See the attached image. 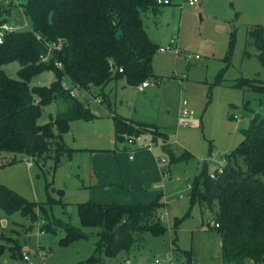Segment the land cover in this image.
I'll return each mask as SVG.
<instances>
[{"label":"rangeland","instance_id":"rangeland-1","mask_svg":"<svg viewBox=\"0 0 264 264\" xmlns=\"http://www.w3.org/2000/svg\"><path fill=\"white\" fill-rule=\"evenodd\" d=\"M8 1L0 0V6ZM17 2L19 5L11 8V17H5L6 23L17 31H28V21L18 7L26 0ZM141 18L153 44L171 47L170 52L154 55L151 76L145 81L149 87L143 93L135 86L126 85L123 78L109 82L101 94L93 89L91 96L82 93L77 96L95 117L91 121L70 122L61 138L73 152L70 156L62 155L54 171L51 159L36 163L24 155L0 154V185L37 204H44L49 195L55 201L45 208L49 222L56 219L67 223L82 230L87 238L60 245L65 236L62 227H56L53 222L54 234L40 233L45 219L39 212H36L39 221L35 223L18 213L3 214L0 223L7 241L18 242L21 255H28L30 262L13 258L7 249L0 256V264H79L91 258L98 241L96 230L81 226L76 204L90 200L88 192L81 187L94 184V175L98 176L101 186V190L92 192L94 202L149 204L160 195L164 204L160 210L162 235L134 234L135 243L128 252L104 263L155 264L158 260V264H168V256L173 255V264H187L186 255L174 251L177 247L182 252H190L192 264H224L220 240L213 230V215L203 204L196 203L190 208L187 185L192 184L193 177L204 166L209 173L219 170L225 164L223 157L242 141V130L248 127L252 115L264 116L263 97L232 87L240 78L264 82V67L248 36L251 27L264 23V0H199L193 7L187 0H170L169 5L159 6L158 13L148 11ZM1 69L9 78L18 79V62L5 64ZM53 81L54 74L46 71L34 77L29 86L48 87ZM66 96V93L60 95L43 107L37 124H46L63 113L69 105ZM96 99L100 100L99 104L93 101ZM181 100L188 104L187 127L177 126ZM112 112L129 121L156 125L166 133L175 155L187 152L192 156L173 164L172 174L168 172L166 178L160 176L153 182L157 188L151 199L134 194V199L126 194L125 199L118 196L123 185L114 182L127 161L123 155L127 144L125 140H114ZM135 141L132 148L137 149L151 141V137L141 135ZM167 142L164 144L169 147ZM157 143L165 147L160 139L154 144ZM153 154L167 160L159 167L168 170V154L164 151L161 154L158 149ZM14 158L16 162L7 164ZM58 191L63 195H58ZM175 219L179 220L176 229L173 228ZM206 220L211 222L209 227ZM12 241L6 243L7 247H13Z\"/></svg>","mask_w":264,"mask_h":264},{"label":"trees","instance_id":"trees-1","mask_svg":"<svg viewBox=\"0 0 264 264\" xmlns=\"http://www.w3.org/2000/svg\"><path fill=\"white\" fill-rule=\"evenodd\" d=\"M12 7L15 5L11 0L0 6V25L6 23L8 8ZM18 7L29 29L5 35L0 44V154L24 155L36 163L51 159L54 171L60 157L73 152L61 138L70 122L91 121L95 117L78 98L63 91L61 82L67 80L79 93L91 96L93 89L101 94L111 81L124 78L128 86L135 87L148 81L150 63L158 47L147 37L141 14H156L159 6L156 0H26ZM248 36L264 67V23L251 27ZM50 44L56 49L49 50ZM48 54L49 61L41 62L40 56ZM11 62L20 64L18 79L9 78L1 69ZM57 63L61 69L56 68ZM46 71L54 74L48 87L29 86L34 77ZM232 87L264 98V82L256 79L240 78ZM65 93L69 100L67 109L38 125L43 107ZM110 116L115 142L141 135H150L153 143L159 139L167 142L166 133L156 125L129 121L114 112ZM242 137L238 146L223 157L222 172L215 171L214 179L205 166L193 177L189 206L203 204L213 215V230L220 240L224 264H264V116L252 115ZM163 151L168 154L169 165L192 158L187 152L176 156L167 146ZM14 162L15 158L7 164ZM53 204L49 195L44 204H37L0 185V216L18 213L35 223L39 212L45 219L40 233L54 234L56 227H62L65 236L60 245L86 239V233L78 228L56 219L49 222L45 208ZM163 207L160 195L149 204H103L91 200L76 204L81 226L95 229L98 238L94 254L79 264L104 263L128 252L135 243L134 234L162 235ZM53 222L56 227L51 225ZM178 223L175 219L174 229ZM210 223L206 220L208 227ZM4 233L0 223V256L9 249L13 258L23 259L18 242L7 241ZM11 241L13 247H7ZM174 251L185 254L187 264H192L190 252L177 247Z\"/></svg>","mask_w":264,"mask_h":264},{"label":"crops","instance_id":"crops-1","mask_svg":"<svg viewBox=\"0 0 264 264\" xmlns=\"http://www.w3.org/2000/svg\"><path fill=\"white\" fill-rule=\"evenodd\" d=\"M8 10H9L8 17H11V15H12L11 10L12 9L8 8ZM146 35H147V33H146ZM147 37H148V35H147ZM149 40L152 42V40L150 38H149ZM156 83L158 84L159 82H156ZM125 84H126V82H125ZM148 87H146L145 89H147ZM144 90L141 91L140 93H143ZM137 91H138V89H137ZM112 131H113V129H112ZM167 141H168V139H167ZM167 144L170 147L169 141L167 142ZM163 148H164V146L162 144L157 143L155 145L154 149H158V152H161V154H162ZM154 149L151 152L146 151L142 148L134 149V148L129 147V146H127L126 148L123 149L124 153H125L123 155L127 161L122 166L123 171L120 169V175L117 176L116 182H114L115 184L116 183H122V185H123L121 187V190L118 191V192H120V193H118V196H120L122 199H125L126 195H129L132 197L133 194L136 197H139V195H140V196H143L147 199H151L153 197L154 188H157L153 185L154 184L153 182H155L157 179H160V176L162 179H164L168 176V175L164 174L166 169L161 168V170H160V167H159L160 163L158 161L159 158H157V156H155L153 154ZM76 150L80 151L83 149H76ZM116 150H117V148H116ZM129 155L132 156V159H129ZM171 166H173V164H171L170 167L168 168V171L170 174H172L171 173ZM91 171H92V169H91ZM136 173H138V175ZM94 178H95L94 184H89V186L83 185L81 187V190L88 192V196H89V199L91 201H92L91 195L93 193H95L96 191L101 190L100 189L101 186L99 184L100 182L98 180L99 179L98 176L94 175ZM124 186L129 190V192L124 188ZM132 198L134 199V197H132ZM93 201H95V200H93ZM103 204H111V203H103ZM174 260H175V258H174Z\"/></svg>","mask_w":264,"mask_h":264},{"label":"built area","instance_id":"built-area-1","mask_svg":"<svg viewBox=\"0 0 264 264\" xmlns=\"http://www.w3.org/2000/svg\"><path fill=\"white\" fill-rule=\"evenodd\" d=\"M11 2H13L14 5H19L17 0H11ZM169 3H170V0H156V4L158 6L169 5ZM187 3H188L189 6L193 7V6H195L196 4L199 3V0H187ZM5 4H8V2H6ZM14 31H17V30L15 28L11 27L10 25H8L7 23L1 24L0 25V44L3 43L5 35H7V34H9L11 32H14ZM48 47H49V50L56 49V46L54 44H50V45H48ZM170 51H171L170 45H167L165 47H158V49H157V52H159V53H166V52H170ZM175 53L178 54L176 51H175ZM49 58H50L49 54L46 55V56H40V61L43 62V63H46V62L49 61ZM185 58L188 60V59H190V56H186ZM197 58L198 57L196 56L195 59H197ZM56 68L57 69H61L62 68L61 64L57 63L56 64ZM118 72H122V70L119 69ZM148 86H149L148 82H143V83H141L140 85L137 86V89H138L139 92H141ZM61 87H62V89L64 91H67L68 94L71 97H77V96L81 95V93H79L78 88L72 86L70 84V82L67 81V80H63L61 82ZM93 101L96 104L100 103L99 99H96V100H93ZM180 106H181V110H180V115H179V118H178V121H177V126L178 127H187V126H189V122L187 120V116H188L187 101L186 100H181ZM126 144L129 147H134L136 145L135 138L127 139L126 140ZM141 148L146 150V151L151 152L155 148V144L152 141H147V142L142 143V147ZM129 159H132V156L129 155ZM158 161H159L160 164H166L167 163V160L164 159V158H161V159L159 158ZM28 166H31V163H28ZM221 172H222V167H220L219 170L216 171L217 174H220ZM167 173H168V171L165 170L164 174L167 175ZM209 177L211 179H214L216 177V174L214 172L210 173ZM187 188L190 190L191 189V184L187 185ZM215 227H217V225H215ZM23 260L25 262L29 263L30 262V257L28 255H25V256H23ZM173 261H174L173 255L172 256L169 255L168 258H167L168 264H173ZM96 264H107V263H96ZM155 264H158V260H155Z\"/></svg>","mask_w":264,"mask_h":264},{"label":"water","instance_id":"water-1","mask_svg":"<svg viewBox=\"0 0 264 264\" xmlns=\"http://www.w3.org/2000/svg\"><path fill=\"white\" fill-rule=\"evenodd\" d=\"M8 13H9V10H8ZM8 15H9V14H8ZM57 194L60 195V196L63 195V193H62V192H59V191L57 192Z\"/></svg>","mask_w":264,"mask_h":264}]
</instances>
